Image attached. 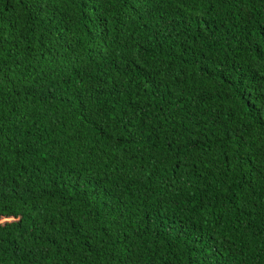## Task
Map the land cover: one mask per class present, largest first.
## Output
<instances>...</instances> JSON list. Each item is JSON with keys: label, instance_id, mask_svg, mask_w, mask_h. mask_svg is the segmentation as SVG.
<instances>
[{"label": "trees", "instance_id": "obj_1", "mask_svg": "<svg viewBox=\"0 0 264 264\" xmlns=\"http://www.w3.org/2000/svg\"><path fill=\"white\" fill-rule=\"evenodd\" d=\"M0 264H264V0H0Z\"/></svg>", "mask_w": 264, "mask_h": 264}]
</instances>
